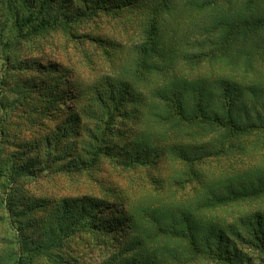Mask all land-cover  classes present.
<instances>
[{
  "label": "rangeland",
  "instance_id": "1",
  "mask_svg": "<svg viewBox=\"0 0 264 264\" xmlns=\"http://www.w3.org/2000/svg\"><path fill=\"white\" fill-rule=\"evenodd\" d=\"M258 17L264 0H0V264H185L193 236L203 251L208 229L246 235L264 192L201 204L231 179L264 184V130L200 124L155 93L185 78L263 89L264 24L243 25ZM235 242L237 261L260 257Z\"/></svg>",
  "mask_w": 264,
  "mask_h": 264
},
{
  "label": "trees",
  "instance_id": "2",
  "mask_svg": "<svg viewBox=\"0 0 264 264\" xmlns=\"http://www.w3.org/2000/svg\"><path fill=\"white\" fill-rule=\"evenodd\" d=\"M263 24L264 17L253 18L250 20L246 19L243 22L244 26H251L253 29H258L259 26ZM152 31H154V27L152 28ZM150 36L152 37L153 34L151 33ZM150 47L151 49L155 48V44L152 43ZM146 49L147 46H140L141 53L146 54V52H148ZM258 88L260 87L253 82L243 87L242 84L236 80L231 81L229 79L220 78L215 82L207 83L205 80L189 81L185 78L175 79L170 84L158 88L155 94L165 102L175 104L174 101H177L178 106L181 100L187 99L194 107V111L203 115L200 124H203L204 120H207L205 124H215L221 128L231 126L233 129L232 134L234 135L236 132L244 133L247 130H264V116H262V112L260 113L259 108H257L263 107L264 109V88H260V91ZM244 95L248 98V103L240 105V100H242L241 98H243ZM249 107L251 108L249 111L250 114L251 112H254L256 117L252 118L249 117L250 115L248 116ZM235 110L244 115V121L243 118L240 117V114H237ZM190 120L191 122L193 121L192 118H190ZM194 133L197 137L207 136L209 134V132H204L199 129L195 130ZM226 138L227 137L225 136H217V138L213 137L212 139L210 138V140L208 139L203 143L198 144L199 146L193 144L189 145L182 151L191 152L192 150H197L202 152L205 148L211 147L212 141H218L221 143L220 140H225ZM256 174L257 173L252 174V176H243L242 178H237L235 181H233L234 179L228 180L221 187L217 188L219 190L212 191V193L218 194L215 196L219 197L218 199L210 198L201 205H206L208 207H212L214 204L223 205L235 201L236 199H241V197L254 196L264 192V184L260 183L261 176L257 178L258 175L256 176ZM222 190L226 194L219 192ZM186 218L187 217H184L185 222ZM173 224L176 227H179L178 225H180V223L176 222H173ZM242 224L248 229L246 235L241 234L237 230H233L232 226L228 228L229 233L223 230L217 232L215 229H208L206 231L204 244L206 246L210 244V248L203 251L198 250L195 247L196 238L193 236L190 240H187L189 243L184 248L179 261L185 260V264H188L197 258L200 260L207 258L209 260L213 259L216 262L228 261L229 264H251V261L254 263L255 261H259L264 264V214L254 212L251 215V218H249V221ZM181 228L182 230L178 233L183 232L184 228ZM172 229L174 230L172 233H177L174 228ZM188 235L189 234L180 237L181 239H184L185 237H188ZM235 240L247 241L255 244L258 243V245L256 244L257 246L252 245V248L259 253L260 257L249 258L244 255L246 252L244 254L241 252L244 256V261H237L235 256L237 255L239 248L235 245ZM214 246H216V249L213 248Z\"/></svg>",
  "mask_w": 264,
  "mask_h": 264
}]
</instances>
